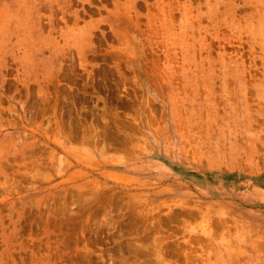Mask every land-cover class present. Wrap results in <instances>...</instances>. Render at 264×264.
<instances>
[{"label":"rangeland","instance_id":"1","mask_svg":"<svg viewBox=\"0 0 264 264\" xmlns=\"http://www.w3.org/2000/svg\"><path fill=\"white\" fill-rule=\"evenodd\" d=\"M0 264H264V0H0Z\"/></svg>","mask_w":264,"mask_h":264}]
</instances>
